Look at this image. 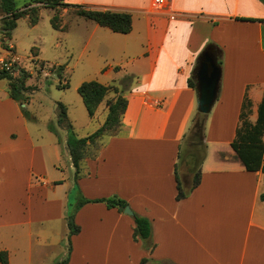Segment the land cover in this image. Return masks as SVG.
Masks as SVG:
<instances>
[{
	"label": "crops",
	"instance_id": "obj_1",
	"mask_svg": "<svg viewBox=\"0 0 264 264\" xmlns=\"http://www.w3.org/2000/svg\"><path fill=\"white\" fill-rule=\"evenodd\" d=\"M63 2L131 15L130 32L119 34L61 9L66 29L56 30L68 33L71 22L82 19L88 26L78 47L80 56L90 57L92 65L95 59L127 60L120 65L127 70L108 66L95 71V79H86L122 88L127 105L119 133L102 139L97 156L81 162L75 180L65 132L58 133V141L48 130L50 119L33 118V124L41 123L39 132L9 97L8 82L0 84V252L7 253V264H45L43 250L55 247L62 255L56 260L65 257L66 264H264L263 175L246 171L231 147L245 95L248 121L256 120L264 78H232L224 89L221 68L218 98L204 117L200 144L189 139L194 119L201 116L196 92L187 84L208 45L220 49L222 59L228 40H237L240 33L252 39L255 50H238L234 73H244L240 62L252 57L264 75V5L258 0ZM26 6L38 5L30 1ZM65 16L71 19L64 22ZM21 18L31 27L37 23L30 24L27 15ZM0 43L2 50L8 46ZM49 68L52 79L66 73L57 64ZM55 68H60L59 75ZM127 76L135 78L134 87L122 82ZM113 95L99 104L93 118L83 102H76L75 110L66 101L54 103L64 105L74 134L82 138L103 124L106 101ZM187 162L197 164L188 169ZM193 171L199 174L198 184L177 201L175 174L188 186ZM80 197L123 200L132 215L150 222L148 243L133 239L132 215L99 202L75 212L73 224L79 231L69 235L66 214Z\"/></svg>",
	"mask_w": 264,
	"mask_h": 264
},
{
	"label": "trees",
	"instance_id": "obj_2",
	"mask_svg": "<svg viewBox=\"0 0 264 264\" xmlns=\"http://www.w3.org/2000/svg\"><path fill=\"white\" fill-rule=\"evenodd\" d=\"M258 1L264 5V0ZM31 2L38 6L36 8H29L26 6L21 11H15L12 0H0V9L3 12V17L0 19V40L2 43L5 39L10 37V33L14 29L17 19L27 15L29 23L32 25L35 24L38 19L39 8H50L55 10V14L50 20V24L54 30L66 29V26H62V21L59 15L61 9H66L73 15L92 21L101 27L108 28L114 33L128 34L131 30V15L129 13L86 9L77 5L65 4L63 0H31ZM238 20L262 22V20L256 19ZM208 47L211 48V52L216 60V65L221 70V50L212 45H208L206 48ZM41 65H43V63H41ZM59 70L60 68H55L53 72L59 75ZM27 77L28 74L25 71H21L20 76L17 78L0 72V79H5L8 82L9 97L20 104L24 100L23 94L26 92L24 80H26ZM125 80L129 81V77L127 76L122 79V82ZM187 84L196 92L195 69L192 76L188 79ZM122 91L123 89H119L117 86H104L96 81H86L79 85L77 92L81 97L83 105L90 118H93L99 104L106 98V96L110 92L114 93L113 98L106 101L107 115L103 124L95 132L82 138H78L74 134L71 123L67 119L64 105L61 103L55 104L56 121L55 124H49L48 130L58 137V141L59 134L57 129L65 132V144L74 168L75 180L81 175V162L84 159H94L101 147L92 156L86 155L87 148L93 146L97 142H101L105 137L115 136L119 133L122 125V116L127 105L126 99L120 95V92ZM249 113L250 102L245 95L239 116V125L236 129L235 138L231 143V147L244 165L245 170L248 172L260 171L263 175L264 182V98H262L257 108V117L253 124L247 119ZM175 178L177 183L175 199L177 201L186 198L199 182L198 173L195 174L193 182L188 186L181 184L177 174H175ZM260 200L264 201V192L260 195ZM90 202L104 203L108 209H117L118 212H122L124 208L127 207V204L123 200L116 197L96 200H86L80 197L73 206L71 214L66 215L69 235H73L79 231V228L73 224V216L75 212L81 206ZM132 218L134 222L133 239H140L148 243L151 235L150 222L146 218L139 217L135 214L132 215ZM66 263V259L57 262V264ZM0 264H7V253L4 251L0 252Z\"/></svg>",
	"mask_w": 264,
	"mask_h": 264
},
{
	"label": "rangeland",
	"instance_id": "obj_3",
	"mask_svg": "<svg viewBox=\"0 0 264 264\" xmlns=\"http://www.w3.org/2000/svg\"><path fill=\"white\" fill-rule=\"evenodd\" d=\"M12 1L14 10L19 11L29 4L31 0ZM0 13H3L1 9ZM54 14L53 9L41 8L37 23L33 27L28 24L27 19H17L15 27L10 33L11 40L7 41L5 39L3 42L6 43V46L11 43L15 47L14 53L19 57L23 70L28 74V77L24 80V87L26 89V92L23 94L24 100L21 104L18 103V108L21 115L29 121L28 123L34 125L39 132L42 130L41 128H38L41 126V123L33 124V118H37L39 121L50 119V121L55 124V101H66L72 105L74 110L76 109V102L82 106V100L77 92V88L82 82L91 81L86 79H95L93 78L94 72L98 71L99 68L105 69L108 66L114 67L118 65L121 69H128L126 65L120 66L121 64H125L127 60L95 59V65H92L90 63V57L79 55L80 49L78 48L83 42L81 36H85L83 31L85 26H88L87 23L82 19H75L76 22H71L70 24V31L68 33H63L54 30L50 24V20ZM69 18L71 19V16H65L63 19L64 22L69 20ZM237 37H239L237 40H228L225 49V57L221 59V68L224 69L222 80L224 89L225 85H227L232 78L238 81L259 80L264 78L262 72H259L260 66H258L252 57L250 60L248 58L241 60L240 66L244 70V73H234V57L238 50L240 53L255 50L252 39L248 38L244 33H240ZM230 38H232V36H230ZM249 39L251 40V43L249 42ZM262 39L264 47V38ZM243 46L245 48H243ZM5 51L6 48L2 50L0 47V53L4 54ZM96 62L98 63L96 64ZM41 63L44 64L45 71L49 69L50 65L57 64L64 67L66 73L62 75L59 80L52 79L51 77H44L40 68ZM19 76L20 73L18 72L15 77L17 78ZM128 77L129 81L125 80L124 85L134 87L135 78L132 76ZM62 83H66L67 88H60L59 86ZM0 84L5 87L7 85V80L0 79ZM101 120L102 118H100V121ZM192 124V131L190 130L191 133H189V139L190 141L193 140L197 144H200L202 142L203 126L201 118L194 119ZM197 125L201 126L199 130L194 129ZM60 131L61 130L57 129L58 133H60ZM103 142L104 141L97 142L93 146L88 147L86 155L92 156L95 154V152H97L103 145ZM192 164L196 165L197 162H187L185 166L189 169L193 167ZM194 172L195 171L191 173L192 182L195 175ZM73 206L74 205L69 207L67 214H71ZM53 236L54 234L50 235V237ZM66 248H69V246H66ZM43 254L47 256L45 258V264H57V261L60 259L58 257H62L57 247L45 249L43 250ZM57 258L58 260H56ZM13 264L17 263L13 262Z\"/></svg>",
	"mask_w": 264,
	"mask_h": 264
},
{
	"label": "water",
	"instance_id": "obj_4",
	"mask_svg": "<svg viewBox=\"0 0 264 264\" xmlns=\"http://www.w3.org/2000/svg\"><path fill=\"white\" fill-rule=\"evenodd\" d=\"M221 70L216 65V60L211 52V48L205 49L198 58L195 67L196 80V111L201 117L203 124L204 117L207 116L218 98ZM122 95V93H121ZM201 126H195L199 130ZM123 213L131 216L132 212L125 207Z\"/></svg>",
	"mask_w": 264,
	"mask_h": 264
},
{
	"label": "built area",
	"instance_id": "obj_5",
	"mask_svg": "<svg viewBox=\"0 0 264 264\" xmlns=\"http://www.w3.org/2000/svg\"><path fill=\"white\" fill-rule=\"evenodd\" d=\"M167 0H154V4H166ZM14 47L8 45L4 54L0 55V72L15 76L18 72L21 73L23 70L21 60L14 53ZM41 72L44 77H51V69L44 70V64L40 65Z\"/></svg>",
	"mask_w": 264,
	"mask_h": 264
},
{
	"label": "flooded vegetation",
	"instance_id": "obj_6",
	"mask_svg": "<svg viewBox=\"0 0 264 264\" xmlns=\"http://www.w3.org/2000/svg\"><path fill=\"white\" fill-rule=\"evenodd\" d=\"M213 54V53H212Z\"/></svg>",
	"mask_w": 264,
	"mask_h": 264
}]
</instances>
